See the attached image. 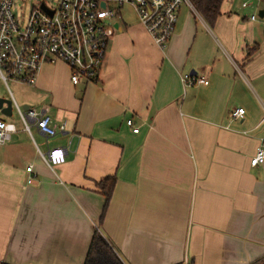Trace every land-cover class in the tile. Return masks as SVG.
I'll use <instances>...</instances> for the list:
<instances>
[{
  "label": "crops",
  "instance_id": "crops-1",
  "mask_svg": "<svg viewBox=\"0 0 264 264\" xmlns=\"http://www.w3.org/2000/svg\"><path fill=\"white\" fill-rule=\"evenodd\" d=\"M113 25L95 82L72 85L61 62L62 73L39 70L32 108H47L64 134L0 146V263L83 264L94 229L124 264L264 256V163L249 165L264 138V15L222 0L210 26L188 11L163 50L138 21ZM186 73L206 83L184 86ZM236 108L244 115L233 120ZM54 146L66 161L49 167L37 149ZM109 176L100 221L96 184Z\"/></svg>",
  "mask_w": 264,
  "mask_h": 264
},
{
  "label": "built area",
  "instance_id": "built-area-1",
  "mask_svg": "<svg viewBox=\"0 0 264 264\" xmlns=\"http://www.w3.org/2000/svg\"><path fill=\"white\" fill-rule=\"evenodd\" d=\"M183 2L194 10L189 0H59L55 8L40 3L23 18L13 12V0H0V80L6 86L8 80L34 86L44 64L61 62L69 70L72 85L82 81L94 82L114 33L113 23L120 17L123 6L132 8L152 43L163 50L174 32ZM41 4L48 12L41 8ZM245 5L242 3L243 7ZM180 81L184 86L206 83L203 75L188 73L182 75ZM9 93L11 113L14 106L24 132L30 135L34 129L46 139L64 134L65 124L53 122L47 108H21ZM243 115L242 108L230 113L233 120ZM125 124L132 133H138L131 118L126 119ZM15 132L13 123L0 119V146L7 143ZM37 153L49 167L62 165L67 156L66 148L61 146L51 147L46 152L37 149ZM263 163L264 138H261L249 165L255 167ZM26 172L31 173L32 167L28 166ZM32 181L30 176L26 183Z\"/></svg>",
  "mask_w": 264,
  "mask_h": 264
},
{
  "label": "rangeland",
  "instance_id": "rangeland-1",
  "mask_svg": "<svg viewBox=\"0 0 264 264\" xmlns=\"http://www.w3.org/2000/svg\"><path fill=\"white\" fill-rule=\"evenodd\" d=\"M59 0H13V12L18 14L19 16H22L23 18H26L31 11V9L38 8L40 3H44L46 6L55 8L58 5ZM224 4L230 5L231 10L241 14L246 15L248 10H251L254 12V14L262 10V7L264 6V1L262 0H223ZM242 2L249 4L247 9H242L240 5ZM192 12V9L183 2L180 6V9L178 11V20L181 15H183L186 12ZM195 11V9H194ZM196 12V11H195ZM197 13V12H196ZM249 16V15H248ZM258 19H260L258 17ZM177 20V21H178ZM118 22L121 26L124 24H127L128 26H132L137 23L136 16L132 11V8L129 6H123L121 10V15L119 18H116L115 20ZM116 29H114V32ZM58 64V63H57ZM55 64H52V69L58 72L63 71V68ZM70 81V80H69ZM34 87V86H33ZM32 86H28L25 84L17 83L13 80L7 81V86L0 80V98L4 99H10V93L12 94L15 101L18 103V105L23 108V105H27L32 108V99H33V92H32ZM39 97V96H38ZM37 97V98H38ZM40 98V97H39ZM0 119H2L5 122L13 123L17 132L12 135L11 141L7 142V144H21L24 142V139H28L32 143V137L36 140L38 144H40V138L36 135V132L34 129H32V136L27 134L23 131L22 123L17 115V112L15 110V107L12 106V113L10 116L3 115L0 112ZM58 139V137H53L48 139L50 142L55 141ZM2 147H0L1 151Z\"/></svg>",
  "mask_w": 264,
  "mask_h": 264
},
{
  "label": "trees",
  "instance_id": "trees-1",
  "mask_svg": "<svg viewBox=\"0 0 264 264\" xmlns=\"http://www.w3.org/2000/svg\"><path fill=\"white\" fill-rule=\"evenodd\" d=\"M198 15L208 24L213 25L220 15L222 0H189ZM264 1V0H262ZM95 82V81H94ZM115 177L109 176L100 180L96 187L104 197L100 221L103 218L112 191L115 186ZM5 264V263H0ZM83 264H124L112 244L97 230L91 236ZM250 264H264V256Z\"/></svg>",
  "mask_w": 264,
  "mask_h": 264
},
{
  "label": "water",
  "instance_id": "water-1",
  "mask_svg": "<svg viewBox=\"0 0 264 264\" xmlns=\"http://www.w3.org/2000/svg\"><path fill=\"white\" fill-rule=\"evenodd\" d=\"M41 8L43 10L47 11L43 4H41ZM263 15H264L263 11H259L258 12V17L259 18H262ZM23 108L27 109L28 106L27 105H23ZM0 111H1L2 114L6 115V116H10L11 115V103H10L9 99L0 98Z\"/></svg>",
  "mask_w": 264,
  "mask_h": 264
}]
</instances>
